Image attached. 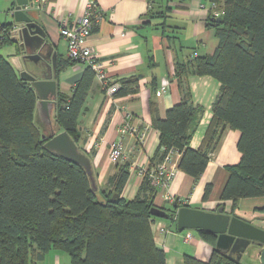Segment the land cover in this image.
Returning <instances> with one entry per match:
<instances>
[{
    "label": "trees",
    "instance_id": "16d2710c",
    "mask_svg": "<svg viewBox=\"0 0 264 264\" xmlns=\"http://www.w3.org/2000/svg\"><path fill=\"white\" fill-rule=\"evenodd\" d=\"M208 1L223 7V15L209 17L206 24L215 32L217 47L211 56L174 64L173 77L210 76L219 82L211 121L200 147L193 150L190 140L203 109L192 104L188 89H182L181 101L166 112L164 119L153 116L159 144L145 171L176 150L180 154L178 170L196 182L223 131H238L240 161L227 167L229 177L220 195V202H232L233 215L240 200L264 197V0ZM2 27L4 43L10 39L11 26ZM74 64L69 59L60 61L56 71ZM93 80L94 73L85 68L71 96H56L55 123L81 152L78 118ZM137 90L138 80L130 78L121 81L116 95H131ZM36 101L30 84L17 78L2 59L0 264H37L51 251L66 253L70 264H165V254L154 243L151 225L159 219L177 227L174 219L150 214L156 189L148 175H143L135 198L121 197L131 166L125 160L117 164L106 187L94 191L81 166L45 148L50 134L34 123ZM210 193L211 186L207 185L203 199ZM114 195L117 198L112 201ZM195 232L212 248L210 258L202 262L185 255L183 264H241L215 250L216 235Z\"/></svg>",
    "mask_w": 264,
    "mask_h": 264
},
{
    "label": "crops",
    "instance_id": "0c3cea01",
    "mask_svg": "<svg viewBox=\"0 0 264 264\" xmlns=\"http://www.w3.org/2000/svg\"><path fill=\"white\" fill-rule=\"evenodd\" d=\"M29 1L37 7L32 17L42 34L26 32L22 34L23 37L11 34L9 41L0 43V61H7L17 78L21 79L22 72L38 78L41 77L40 73H46L48 78L56 82V96H71L86 67L74 64L56 71L58 63L68 59L60 29L75 24L83 16L87 4L93 3L94 11L100 15L92 20L93 28L87 46L105 65L106 75L119 88L123 80H138L135 94L115 93L107 96L94 75L85 108L78 118L81 132L78 146L90 159L97 188L106 187L108 179L116 173L117 164L110 161L109 148L113 143L121 141L126 160L131 163L129 179L121 197H136L143 180L140 171L148 167L159 144V132L152 127L153 116L164 119L166 112L181 101L182 89H188L192 104L203 109L190 140L193 150L200 147L212 118L211 106L219 93L220 84L210 76L177 79L171 74L176 63L213 55L218 40L214 30L206 26L210 14L200 9V4L207 5L208 0H177L165 5L158 3V0H45L39 9L37 2ZM13 4L14 0H0V27L10 26L12 20L7 11ZM155 8H165L167 11L174 8L176 20L171 25H167L166 21L155 24ZM157 17H163L161 11L157 12ZM12 29L11 32L16 28ZM38 52L41 54L38 62L26 58ZM164 83L167 92L157 96L156 92ZM55 108L51 112V120L53 128L59 133L61 131L54 120ZM34 119L40 131L49 134L50 128L43 124L36 111ZM132 130L144 133L141 143L136 144V132L132 134ZM239 137L238 131L227 128L223 131L204 173L196 182L178 170L180 154H172L169 165L172 170L171 179L167 188L155 191L152 196L153 205L169 212H176L182 207L215 212L222 206L226 214L238 216L264 229V197L240 200L233 215L232 202H220L221 192L229 177L227 167L235 166L240 161L241 154L237 149ZM207 185L211 186V193L204 200ZM178 201L183 204L180 205ZM151 232L155 245L165 254V264H183L185 255H191L202 262L210 258L212 248L197 232H180L174 225L159 219L152 222ZM254 248L257 249H247L239 262L251 255L260 264V249L258 251ZM61 255L51 251L37 264L64 263L65 258Z\"/></svg>",
    "mask_w": 264,
    "mask_h": 264
},
{
    "label": "water",
    "instance_id": "95a60500",
    "mask_svg": "<svg viewBox=\"0 0 264 264\" xmlns=\"http://www.w3.org/2000/svg\"><path fill=\"white\" fill-rule=\"evenodd\" d=\"M33 2L29 0H14V4L7 11L11 18V28H16L12 34L23 37L22 34H42L40 28L32 17ZM34 31V32H33ZM31 62H38L41 54L26 57ZM41 77L31 76L22 72L20 78L30 84L36 96V114L43 124L50 128V138L45 143V148L62 158L71 160L81 166L86 172L92 189L97 190L89 157L81 152L77 145L66 132L56 133L51 120V112L56 107V82L48 78L46 73H40ZM116 195L112 196L115 201ZM150 214L156 218L174 219L178 231L203 230L217 236L215 250L223 252L240 261L242 254L251 247L261 248L259 253L260 264H264V229L254 226L249 221L238 216H230L220 206L215 212H206L198 208H179L176 212H169L160 208H152Z\"/></svg>",
    "mask_w": 264,
    "mask_h": 264
},
{
    "label": "built area",
    "instance_id": "2783aa9c",
    "mask_svg": "<svg viewBox=\"0 0 264 264\" xmlns=\"http://www.w3.org/2000/svg\"><path fill=\"white\" fill-rule=\"evenodd\" d=\"M152 2L154 0H146ZM38 3V9L43 6L45 0H34V3ZM94 4L88 3L83 16L73 24L71 27H63L60 29V35L66 44L67 58L74 62L75 64H80L86 68H89L96 78L101 83L102 89L106 92L107 96L114 95L119 86L118 84L109 79L106 75L104 68L105 65L101 63L93 53V50L87 46V40L91 35L93 28V18L100 14L94 11ZM34 8H37L34 6ZM200 9L208 12L211 18H219L223 15V7L216 3L208 1V4H200ZM13 30H9L8 35L11 36ZM3 31L0 27V41L3 38ZM174 74V69L172 70L171 76ZM167 92L166 83L161 85L156 92L157 96H162ZM136 132V140L141 143L144 139V133L132 130V134ZM131 132V131H130ZM178 153L176 150L169 151L165 156L164 160L155 166L152 170L146 172L145 169L140 171L141 175H148V180L152 187L157 189H165L168 187L169 181L171 179L172 170L169 168L172 154ZM179 154V153H178ZM109 159L112 163L118 164L127 159L125 154V149L121 141L113 143L109 148ZM180 205L183 202L178 201ZM187 241V238L185 239Z\"/></svg>",
    "mask_w": 264,
    "mask_h": 264
},
{
    "label": "rangeland",
    "instance_id": "374dc122",
    "mask_svg": "<svg viewBox=\"0 0 264 264\" xmlns=\"http://www.w3.org/2000/svg\"><path fill=\"white\" fill-rule=\"evenodd\" d=\"M176 2L177 0H158L157 2L158 3H162L163 5H165V4H167V2ZM206 4H208V2H206ZM162 12V14H163V17H157V12ZM173 11H174V8H171V10L170 11H167L165 8L164 9H161L160 10V8H155V13L156 14H154V18H153V22L155 23V24H160V23H163V21H166V24L167 25H171V22H174L176 19L174 18L175 17V15L173 14ZM36 119V118H35ZM34 119V120H35ZM35 122L37 123V121L35 120ZM83 151V150H82ZM84 152V151H83ZM85 153V152H84ZM185 231H190V232H193V233H195V231L194 230H185ZM251 248H253V247H251ZM255 250H258V249H260L261 250V248H259V247H257V249L256 248H254ZM259 251V250H258ZM260 252V251H259ZM60 253V252H59ZM63 255H61L63 258H65V262L63 261V259H62V262H64V263H61V264H69V257H68V255L66 254V253H62ZM242 264H258L257 263V259L255 258V257H251V255L250 256H245L244 257V259L242 260V262H241ZM259 263H260V261H259ZM46 264H51L50 262H46Z\"/></svg>",
    "mask_w": 264,
    "mask_h": 264
}]
</instances>
